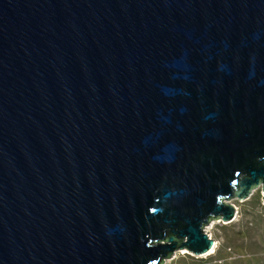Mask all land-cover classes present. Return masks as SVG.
<instances>
[{
	"label": "water",
	"instance_id": "water-1",
	"mask_svg": "<svg viewBox=\"0 0 264 264\" xmlns=\"http://www.w3.org/2000/svg\"><path fill=\"white\" fill-rule=\"evenodd\" d=\"M264 195V0H0V264H164Z\"/></svg>",
	"mask_w": 264,
	"mask_h": 264
},
{
	"label": "rangeland",
	"instance_id": "rangeland-1",
	"mask_svg": "<svg viewBox=\"0 0 264 264\" xmlns=\"http://www.w3.org/2000/svg\"><path fill=\"white\" fill-rule=\"evenodd\" d=\"M234 222L213 221L204 232L218 243L216 252L200 258L186 250L177 251L164 264H264V195L261 189L240 202L233 200ZM204 256V255H203Z\"/></svg>",
	"mask_w": 264,
	"mask_h": 264
},
{
	"label": "bare ground",
	"instance_id": "bare-ground-1",
	"mask_svg": "<svg viewBox=\"0 0 264 264\" xmlns=\"http://www.w3.org/2000/svg\"><path fill=\"white\" fill-rule=\"evenodd\" d=\"M234 221H235V220H234ZM234 221H233V222H234ZM209 238H210V237H209ZM210 239H211V238H210ZM217 248H218V243L215 242V245H214L213 250H212L209 254H206V255H204V256H202V257H200V258L209 257L210 255H212V254H214V253L216 252Z\"/></svg>",
	"mask_w": 264,
	"mask_h": 264
}]
</instances>
